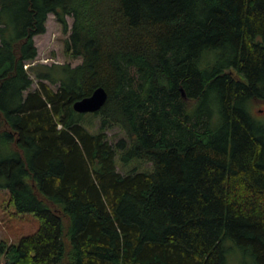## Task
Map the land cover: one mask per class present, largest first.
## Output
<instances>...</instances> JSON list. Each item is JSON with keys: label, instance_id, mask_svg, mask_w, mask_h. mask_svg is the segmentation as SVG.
Returning <instances> with one entry per match:
<instances>
[{"label": "trees", "instance_id": "trees-1", "mask_svg": "<svg viewBox=\"0 0 264 264\" xmlns=\"http://www.w3.org/2000/svg\"><path fill=\"white\" fill-rule=\"evenodd\" d=\"M49 13L80 63H34ZM257 99L264 0H0V195L38 220L3 263L264 264Z\"/></svg>", "mask_w": 264, "mask_h": 264}, {"label": "rangeland", "instance_id": "rangeland-1", "mask_svg": "<svg viewBox=\"0 0 264 264\" xmlns=\"http://www.w3.org/2000/svg\"><path fill=\"white\" fill-rule=\"evenodd\" d=\"M66 20L67 27L64 29L52 13L47 15L45 31L34 36V42L37 47V56L34 63L52 64L68 62L72 66L80 63L81 59L79 57L70 58L64 54V41L70 33L72 18L66 16ZM36 86L37 78L34 79L31 88H35ZM252 111L257 117L264 118V100H255ZM107 134L110 141L113 143L124 137V132L116 126L108 129ZM136 161L137 160H131L126 166H122L117 158V169L124 172L135 166L139 170H148L151 168V164L148 162ZM6 199V193L1 191L0 237L8 242H17L20 236L31 234L36 230L38 227V220L32 213H25L23 215L16 213L14 207L8 206ZM0 264H4L1 257Z\"/></svg>", "mask_w": 264, "mask_h": 264}, {"label": "water", "instance_id": "water-1", "mask_svg": "<svg viewBox=\"0 0 264 264\" xmlns=\"http://www.w3.org/2000/svg\"><path fill=\"white\" fill-rule=\"evenodd\" d=\"M181 92L184 96L183 90ZM106 100L107 91L104 87L98 86L90 95L74 101L73 109L79 113L96 112L105 104Z\"/></svg>", "mask_w": 264, "mask_h": 264}]
</instances>
